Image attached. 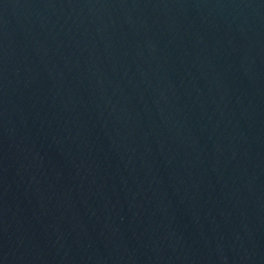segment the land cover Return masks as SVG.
Instances as JSON below:
<instances>
[{
	"label": "water",
	"instance_id": "obj_1",
	"mask_svg": "<svg viewBox=\"0 0 264 264\" xmlns=\"http://www.w3.org/2000/svg\"><path fill=\"white\" fill-rule=\"evenodd\" d=\"M0 264H264V0H0Z\"/></svg>",
	"mask_w": 264,
	"mask_h": 264
}]
</instances>
